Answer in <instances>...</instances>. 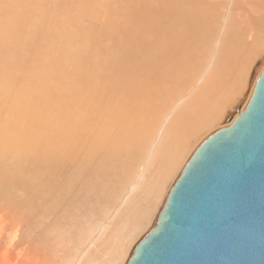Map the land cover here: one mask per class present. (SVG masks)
<instances>
[{
	"label": "rangeland",
	"instance_id": "374dc122",
	"mask_svg": "<svg viewBox=\"0 0 264 264\" xmlns=\"http://www.w3.org/2000/svg\"><path fill=\"white\" fill-rule=\"evenodd\" d=\"M8 1L14 6L6 7L5 3ZM144 1L128 0L126 4L120 0H0V25L7 26L6 29L0 30V195L2 196L0 198L5 199L12 196L16 199H24L40 189L45 192L50 188L55 195L51 194L46 198L47 200L44 199L46 204L50 205L54 199L58 198L62 199V203L65 200L63 205L60 204L61 208L58 207L60 210L51 209L37 222L23 219L24 222H12V218L9 217L0 221V229L3 230L2 243L5 246L12 245L14 254L18 255L17 260H13L12 264H79L80 260L75 258V249H79L77 253L79 259L84 256V264H89L94 258H98L96 264L103 262L105 264V261L109 264L113 259L114 262L110 264L128 263L135 245L155 227L171 188L196 149L214 132L231 125L247 106L258 78L264 70V55L261 56L262 58H257L258 60L254 61L251 66L252 70L250 69L247 74L242 96L240 94L238 99L228 104L223 117L217 118L202 134H199L198 138L193 141L194 144L192 142L187 150L181 152L182 150L177 148L176 145L179 144L175 140L177 135L175 134L172 138L176 127L173 128V124H169L171 121L167 119L160 129H155L149 139L155 127V123L151 125V121H156L155 116L160 112L161 106L164 107L169 102L171 104L173 99H181L184 103L185 100L194 97L193 106L196 100H200L204 91L203 85L207 86L206 76L215 57L218 63L222 47L234 50L245 28L264 33V13L259 15L264 7V0H245L244 8L238 6L235 0H221L222 4L216 8L214 14V29L207 32L209 35L210 31L212 32L210 35L212 39L204 32L203 35L207 38L201 35L205 38L200 42L199 47L205 48L206 46L207 49L204 50L202 47L203 49H200L202 53L198 54L190 67L178 76L177 81L175 83L170 81L169 89L164 92L168 95L165 94L164 98L160 97L161 101L166 100V102L157 108L158 111L152 117L153 119L149 117V112L135 119L125 117V121L131 128L128 130L126 126L116 128L115 124L118 122L116 117L108 121V118L113 116L100 122L98 113L96 115L95 112L90 116L92 117L89 121L91 126L88 131L85 127V118L82 120L84 121L82 125L75 126L76 129L70 127V117L76 110L78 100L75 94L80 92L82 99L84 90L82 85H86V91L88 82H91L87 74L80 70V66L88 68L90 62L89 58H84L89 48L85 45L93 40L92 47L96 49L98 45L102 48L107 47L109 38H105V41L102 36H106L108 29H104L103 24L107 19L113 20L118 10L127 14L124 18L132 19L136 17L134 14L139 10L143 11L140 8L143 5L158 9L162 5L161 0H154L147 4ZM69 15L71 16L67 17ZM243 15L244 23L240 21ZM155 16H151L153 22L160 17ZM69 18H72L71 22ZM159 20L161 19L157 21ZM61 21H64L62 29H67L55 30L54 27L62 25ZM70 25L78 26L79 29L72 28ZM161 28L163 27L157 28V31L163 32ZM113 36L117 39L120 35L114 32ZM55 41H59L58 44L64 47L63 51L60 48H53L52 43ZM260 48L264 50V47ZM209 57L212 59H210L205 75L200 81L192 84L196 73L201 71L203 66L206 67ZM190 83L192 87L188 88ZM98 86L96 88H99V91L95 90L97 96L94 94L95 97L91 98L95 99L93 102H97L98 93H100V86ZM182 91L184 94L180 95ZM89 100L84 101V104H87ZM25 104L29 105V108L25 107ZM236 107L238 109L232 122L229 123L228 117ZM189 110H191L190 104L184 108L183 115H181L182 112L180 113L179 118L185 119V114ZM27 115L32 117H29V121L25 119ZM96 121H99V124ZM16 123L19 126H16ZM92 123L93 126L96 125L95 128ZM108 123L111 125L108 126ZM21 126L25 129H17ZM78 128L81 131H78ZM23 132H29L33 138L24 136ZM77 133H81L82 136ZM172 141L177 143L174 144ZM132 143H135L133 151L126 154ZM137 144H140L139 147ZM160 144L161 147L158 148ZM60 147L61 150H66L59 152ZM170 150L173 152V154L170 152L171 157L167 154ZM111 151L119 152L125 159L120 158L112 163ZM139 154L141 157H138ZM172 156L176 157L175 161L181 163L180 165L176 163L169 177L163 181L162 169L175 163L174 160L171 161L174 159ZM7 177L10 179V186L7 184L9 181L6 182ZM19 179L22 181L20 182ZM156 179L161 182L157 183ZM15 180L19 181L18 185ZM150 180L156 182V185H153L152 181L150 183ZM157 184L158 189L153 192ZM143 185L146 188H143ZM141 186L146 191L150 186L147 191L149 193L143 191ZM138 191L139 196L136 195ZM160 192H163L161 196ZM68 197L69 200L66 199ZM83 197L88 211H79L82 216L79 217L78 212L79 219L76 217L78 219L75 220L76 222L74 219L72 221L62 219L64 211L68 209L65 206L70 205L76 208L74 200L77 201ZM146 198L151 200L147 201ZM19 202L4 203L3 206L6 211H10L14 207H19ZM147 210L150 212L147 213ZM12 211L15 215L25 216L22 210ZM135 213H141V218ZM136 217L138 221L140 220L142 228H137L138 222L135 225L133 224L135 222L131 223L137 220ZM44 218L47 220L45 221ZM129 223L131 227L136 228H130ZM119 247L121 249L123 247L124 251L123 249L118 251ZM112 253L116 254V258H120L118 262L113 257L115 254L112 255ZM110 257H112L111 261Z\"/></svg>",
	"mask_w": 264,
	"mask_h": 264
},
{
	"label": "bare ground",
	"instance_id": "6f19581e",
	"mask_svg": "<svg viewBox=\"0 0 264 264\" xmlns=\"http://www.w3.org/2000/svg\"><path fill=\"white\" fill-rule=\"evenodd\" d=\"M120 1L121 2L124 1L126 4L128 3L127 2L128 0H120ZM152 1L154 0H145L144 2H146L145 4H147ZM161 1H162V5L160 9L155 8V7L150 8V5H143L142 7H140L143 11L139 10L137 13L134 14L136 15V17L133 16L135 18H132V19L124 18V16H127V14H124L120 12L119 10L116 13L113 12L115 13L113 16L115 18H113V20L107 19L105 20L106 23L103 24L104 29H108V32L105 34L106 36L105 37L102 36L104 40L105 38H109L107 47L102 48V46L98 45V49H96V47H92L93 40L88 41V44L85 45V46H89V48H88V53L84 55V58H89L88 61L90 62L88 64V68L80 66V70H83L84 73L87 74L86 76L87 78L91 80V82H88L86 91H85L86 85H82V87L84 86V90L82 92V95H83L82 99L80 97V92L79 94H75L78 97V100H77L76 110L73 112V114L70 117V122H71L70 127L71 128L74 127V129H76L75 126L80 125V124L82 125V122H84L82 120L85 118L84 119L85 127H86V131H88L89 126H91V122L89 121L92 117L90 116L95 112H96V115L98 113L100 122L102 120H105L107 117L113 116L112 118H108V121L116 117L118 119V122H116L115 124L116 128L119 126L121 128H125L126 126L129 128L128 130H131V128H130V125L125 121V117H130V119H135L141 116L142 114L149 112L150 113L149 117L152 118L157 113L158 111L157 108L160 107L161 104H164V102H166V100L161 101L162 100L161 98L162 97L164 98L166 95H168L164 92L165 90L169 89L170 81L172 83H175L177 81L178 76L190 67V65L193 63L192 61L198 56V54L200 55V53H202V50L200 51V49H203L204 47L203 46H202L203 48L201 46L199 47V44L206 37L205 35H203V32L204 34L205 33L208 34V36L212 34L211 31H210V35L207 32L211 29L212 30L214 29L213 27H214L215 10L218 6L222 4V1L221 0H161ZM235 2L236 4H238V6L243 7V8H244V3H246L245 0H235ZM5 5L6 7L14 6V4L9 1L5 3ZM263 13H264V7L263 9L260 10L259 15H263ZM155 14L157 15L155 16ZM152 15H154L155 17L157 16H160V17H158L157 19L155 18L156 21L154 20L153 22V20H151ZM70 16L71 15L67 17H70ZM19 17L21 18V16ZM159 18L161 20L157 21ZM69 19L71 22L72 18H69ZM224 21H226V19ZM240 21L244 23V15L240 17ZM61 22H62V25L60 27H54L55 30L67 29V28L62 29V26L64 25V21H61ZM109 22H111L110 25H109ZM159 25L163 27L161 28L163 32L157 31L158 30L157 28H160ZM70 26H72V28L79 29L78 26L77 27H75V25H70ZM6 28H7L6 25H0V30L6 29ZM47 30L50 31L51 29H47ZM113 31L116 33H119L120 36L119 37L117 36V39H116V36L115 37L113 36L114 35ZM242 33L243 34L239 36L238 45L234 50H229V47H222V52H221V56L219 58L218 63L215 57L214 63L211 66L206 76L207 86L205 85H203L204 87L202 86L203 87L202 89H204V91L200 90L201 92L203 91L202 97H200V100L195 101L194 106L192 104V102L194 101V97H191V99L189 100H185L184 103H182L181 99L180 100L173 99L171 104L169 102L166 106L164 107L161 106L160 112H158L155 116L156 121H151V125L154 122L155 127H154V130L151 132L149 139L152 137L155 129H160L164 125V122L167 119V121L168 120L171 121L169 124H173V128L176 127V130L172 138L174 137L175 134L177 135L175 136L176 137L175 140L179 142V144L176 145L177 148H179V150L181 149L182 150L181 152H184L185 150H187V148L191 146L190 144L198 138L199 134H202V132L205 131L209 127L210 124H212L217 118L223 117L222 115L224 114L225 109L228 107V104L238 99L239 95L242 93V89L245 87V82L248 77L247 74L250 72L251 66L253 65L254 61L258 60L261 56L264 55V50L260 48V47H264V35H263L264 33L257 32L254 29L247 30L246 28H245V32L242 31ZM213 34L215 35L214 31H213ZM201 35L205 37H202ZM209 38L212 39L211 36ZM58 42L59 41H55L52 43L53 48L54 49L60 48L63 51L64 47L60 46ZM203 43L205 44V42ZM205 48L207 49L206 46ZM210 59H212V57L211 58L209 57V61L206 64V67L204 68L203 66L204 69L202 68L201 71H198V73H196V76L194 78L195 80L192 82V84L196 83V81L198 80L200 81L203 78V76L205 75L207 71V68L209 67ZM253 70H255V68ZM95 84L96 86L97 85L100 86V93H98V98L96 100L97 102L94 101L96 104L93 102L94 98L91 99L92 97H95L93 96L94 94H96L95 90L98 89L99 91V88H96ZM192 84L190 83L188 88L192 87ZM182 94H184L183 91L180 93V95ZM79 99L81 100L80 102H79ZM88 99H90L88 103L84 104V101L87 102ZM91 102L93 105L91 104ZM81 103H82V106L80 107ZM22 104L23 103H21V105ZM189 104H190L191 110H189L185 114L186 118L181 120L179 118L180 113L182 112L181 115H183L184 108L187 107ZM22 106H24V104ZM25 107L29 108V105L27 106V104H25ZM30 107L32 108L31 105ZM238 107H236V109L229 115L228 118L234 117V114L236 110L238 109ZM29 117L32 118L30 115H27L25 119L29 121ZM96 117H94L95 120H96ZM76 118H77V122H75ZM20 121H23V119L22 120L20 119ZM99 121H96L98 122L97 124H99ZM110 125L111 124L108 123V126ZM148 125L151 126L150 123H148ZM16 126H19V125L16 123ZM92 126H93V123H92ZM94 126L96 127V125ZM22 128L23 126L17 127V129L19 130H21ZM24 129L25 127L23 128V130ZM79 129L80 128H78V131H81V129L80 130ZM22 134L28 138L30 137V139L33 138L29 132H23ZM80 134L78 135L80 136ZM71 135L73 136V134ZM149 139L147 140V142L149 141ZM180 141H183L186 144ZM177 142H173V143L175 144ZM161 144L158 146V148L161 147ZM137 145L139 147L140 144H137ZM62 147L64 148V146ZM133 147H135V143L131 144L129 150L126 151V154L131 153L133 151ZM60 150H61V147L59 148V152ZM62 150L65 151L66 149L65 150L62 149ZM179 150L178 152H180ZM113 152L116 153V151H113ZM113 152L112 151L110 152V154L113 155L112 156L113 159L111 161L112 163L115 160L118 161L120 158L125 159L124 157H121L119 152L116 154H114ZM170 152H172V150H170L167 153L168 156H170ZM115 155L118 158L115 157ZM165 156L167 157V155ZM138 157H141V155L139 154ZM172 158L174 157L172 156ZM175 159L176 157L171 160V161L174 160L173 162L175 163H171L167 165L166 167L163 166L164 168L162 167L163 168L162 173H164L162 175L163 181H165L169 177V174L173 170L174 166H176L177 164L180 165L181 162L178 163L177 161H175ZM164 163H167V161ZM157 179H156V182L160 183L161 180L159 182L158 181L159 179L158 180ZM6 180H7L6 182H8L10 180L9 177H7ZM11 180H14V179L11 178ZM19 181L21 182L22 179L21 180L19 179ZM19 181L16 182L17 185L19 184ZM151 181L152 180H150V183ZM156 182L152 181V184L156 185ZM9 183L10 181L7 183L10 186L11 184ZM13 183H12V186L14 185ZM142 184H145V183H142ZM143 186H141L140 188L142 189ZM158 186L159 185L157 184L156 189L154 186L155 191L153 192L157 191ZM148 187H147V191L149 189ZM140 188H137V189H140ZM143 188H146V187L144 186ZM50 190L52 191V189L49 188V190L44 192L42 189H40L38 192H33L32 194H30V196L27 195L24 199H16L12 196H8L5 199H3L4 197L0 198V214H1L0 221H4L5 218L9 217V218H12L11 219L12 222H21L23 220L24 221H29V220L34 221L35 220V222H37V220L40 219L41 216H44L45 213H48V211H50L51 209L53 210L56 209L57 211L60 210L61 208L60 204L62 203V199L60 198H58L57 200L54 199V201H52L50 205L44 202V199H46L51 194H54ZM142 190L147 192L144 189ZM42 191L44 192V194ZM98 191H100L99 188H98ZM139 191H138V194H136L138 196L140 194ZM65 192H68V191L65 190ZM161 193L163 192H160V196H161ZM0 194H1V191H0ZM96 194H99V193H96ZM0 197L2 196L0 195ZM69 197L66 199L69 200ZM144 197H147V196H144ZM150 200L148 199L147 201H150ZM14 201H20L18 205L19 207H14L10 211L8 210L6 211V208H4L3 204L4 203H14ZM74 203L76 204L75 205L76 208L71 207L70 205L65 206V207H68V209L65 210L63 213L62 219H64L65 221H72V219H74V221L75 220L77 221L79 219L77 214L79 215L80 213L79 215L80 217L82 216V213H81L82 211L84 210L88 211V208L85 207L86 203H85L84 197L78 199L77 201L74 200ZM133 203L135 202L133 201ZM142 204L143 203H141V205ZM129 206L130 205H128V207ZM14 209L22 210L24 213L23 215L25 216L15 215V213L12 211ZM129 211L130 210H128V212ZM146 212L149 213L150 211L147 210ZM123 214H121L122 217H123ZM138 215H139V218H141V213H139ZM131 216L133 217V215ZM76 217L78 219H76ZM136 222L139 223L137 225L138 226L137 228H140L142 225L140 223V220L139 221L138 219L136 221L133 220L131 223L135 225ZM130 228L134 229L136 227H131V224H130ZM0 230H1L0 231V264H12L13 260H17L18 255L14 254V247L12 245L5 246L2 243L3 241L2 231L3 230L2 229ZM119 248H118V251H121L123 249V247L122 249L120 248V250ZM78 250L79 249L74 250V252H76L75 258L78 261L80 260L79 264H84L85 262L84 256L82 257V259H79L80 257L77 256ZM122 251H124V249ZM115 253H112V255ZM119 253L120 252H118V254ZM122 255L123 254L121 252V256ZM113 257L116 258V254ZM117 258H116V261L118 262L120 258L119 257ZM109 259L111 261L112 257H110ZM97 262H98V258H94L90 260L89 264H96ZM105 262L107 263V261ZM112 262H114V259L112 260ZM101 264H104V262Z\"/></svg>",
	"mask_w": 264,
	"mask_h": 264
},
{
	"label": "water",
	"instance_id": "95a60500",
	"mask_svg": "<svg viewBox=\"0 0 264 264\" xmlns=\"http://www.w3.org/2000/svg\"><path fill=\"white\" fill-rule=\"evenodd\" d=\"M127 264H264V70L245 109L193 153Z\"/></svg>",
	"mask_w": 264,
	"mask_h": 264
}]
</instances>
